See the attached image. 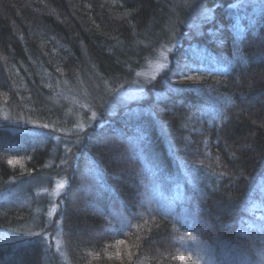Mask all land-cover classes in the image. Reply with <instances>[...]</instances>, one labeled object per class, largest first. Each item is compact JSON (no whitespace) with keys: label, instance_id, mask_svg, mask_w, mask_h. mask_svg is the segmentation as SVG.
Here are the masks:
<instances>
[{"label":"trees","instance_id":"obj_1","mask_svg":"<svg viewBox=\"0 0 264 264\" xmlns=\"http://www.w3.org/2000/svg\"><path fill=\"white\" fill-rule=\"evenodd\" d=\"M237 1H207L214 17L174 47L139 111L103 116L55 155L68 124L58 83L131 82L184 12L173 0H0V108L20 120L0 127V232L29 231L41 189L66 179L60 264H264V4ZM15 243L0 242V264L52 262L39 239Z\"/></svg>","mask_w":264,"mask_h":264},{"label":"rangeland","instance_id":"obj_2","mask_svg":"<svg viewBox=\"0 0 264 264\" xmlns=\"http://www.w3.org/2000/svg\"><path fill=\"white\" fill-rule=\"evenodd\" d=\"M174 11L184 12V17L180 20L181 29L176 32H170L174 37L172 45H163L159 51L149 59L146 66L140 70L135 79L129 83L112 87L108 82L99 79L95 74L78 76V79L72 84L70 82H59L54 96L55 102L64 108L65 117L68 124L63 128H55L57 135L53 153L57 155L60 150L61 154H67L71 150H76L78 145L73 135L81 134L87 131L91 125L100 124L102 117L112 118L114 115L123 110L139 111L138 102L150 95L157 94L154 87L156 78L164 72L171 63V54L174 47L182 42L184 37L191 39L194 33H200L203 30L204 23L214 17V9H211L207 3L208 0H173ZM264 0H238L236 4H264ZM239 45L236 44L235 50L238 53ZM238 57H236V60ZM152 86V88H151ZM11 120H13L11 122ZM19 122L20 120L10 117L9 110L0 108V127H5L10 123ZM34 123V122H32ZM42 127V126H41ZM32 126L33 129L40 132L48 133L54 128L48 129L49 125L41 128ZM72 158V156H71ZM70 158V160H71ZM55 158H53L54 162ZM74 164V163H73ZM59 165L68 166L71 162H60ZM65 169H69V168ZM182 169H184L182 167ZM66 171V170H65ZM63 187H60V185ZM66 179L56 180L50 186L43 187L40 193L41 205L36 211V219L32 221L29 231L14 233L6 229L0 232V242L21 245L31 243L34 239H39L43 247L48 252V258L52 259L48 264H60L66 262V252L63 246V235L59 211L61 209V196L67 188ZM38 222V223H37ZM246 264H249L247 261Z\"/></svg>","mask_w":264,"mask_h":264},{"label":"snow or ice","instance_id":"obj_3","mask_svg":"<svg viewBox=\"0 0 264 264\" xmlns=\"http://www.w3.org/2000/svg\"><path fill=\"white\" fill-rule=\"evenodd\" d=\"M189 79H191V77H189ZM13 163H16V162H14L12 160L9 161V164H13ZM60 187H63V185L61 184Z\"/></svg>","mask_w":264,"mask_h":264}]
</instances>
